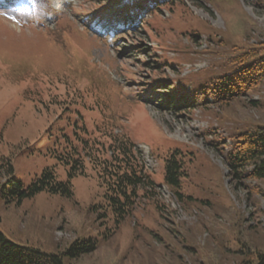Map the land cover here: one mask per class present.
I'll use <instances>...</instances> for the list:
<instances>
[{"label":"rangeland","instance_id":"rangeland-1","mask_svg":"<svg viewBox=\"0 0 264 264\" xmlns=\"http://www.w3.org/2000/svg\"><path fill=\"white\" fill-rule=\"evenodd\" d=\"M92 1L38 0L43 9L36 21L0 9V155L12 157L13 176L25 184L54 167L74 192L68 197L43 190L22 202L9 201L0 176V231L17 244L46 252L63 251L76 239H99L92 253L66 258L71 264L255 259V250L264 253V178L238 183L229 176L225 153L239 134L264 126V79L221 105L202 102L200 96L180 108L166 107L151 91L143 95L144 82L158 77L166 88L184 91L180 99L193 96L221 71L224 59L246 54L247 64L264 55V0H186L173 11L165 7L159 16L146 15L149 22L125 36L123 47L101 39L85 13L76 16L85 9L93 14ZM58 75L76 78L71 90L88 87L86 102L81 97L51 102V91L61 90L46 85ZM104 117L117 122V132L131 136L156 184L150 196L139 190L138 204L118 227L92 164L87 163L86 174L70 178L62 156L67 137L79 143L75 132H82L83 120L91 129ZM176 151L182 196L165 180L166 159Z\"/></svg>","mask_w":264,"mask_h":264},{"label":"trees","instance_id":"trees-1","mask_svg":"<svg viewBox=\"0 0 264 264\" xmlns=\"http://www.w3.org/2000/svg\"><path fill=\"white\" fill-rule=\"evenodd\" d=\"M33 1L36 3L35 14L30 9L28 0H0V9L16 10L26 14L32 21H36L40 8L43 9V7L38 5V0ZM185 1L107 0V4H103L105 0L103 2L93 0L92 3L96 9L93 14H90L92 11L86 9L84 12L75 13L76 16H83L85 13L84 18L89 17L87 22L90 29L100 31L101 35L104 33L103 30L108 27L106 33L111 34L115 43H121L119 47H123L122 39L125 36L132 34L135 27H143L149 22L146 15L159 16V11L165 7L173 11L179 3H185ZM100 38L102 39V37ZM134 46H137L136 53L142 56L143 49L139 48L137 43H134ZM245 55L243 54L241 58L224 59V64H221L220 67L221 71L205 79L193 96L187 94L180 99L178 96L180 92L184 94V91L173 89L171 86L166 88L164 83H160L161 79L159 80L158 77L155 83L154 81L148 82V80L144 82L146 86L143 96L149 95L151 91V97L160 98L157 100V104L166 107L173 104L174 108H180L187 104L183 102H197L200 96H202V102L205 103L221 105L232 102L247 94L264 79V55L247 64L244 63L247 58ZM43 78L44 81L48 79L46 72L43 73ZM162 80L166 82L167 79ZM75 81L77 80L74 76L69 78L65 75H58L57 79H50L46 85L48 90L54 88L61 90L60 92L51 91L53 97L51 102H79L78 97H81L82 102H86L89 88L78 90L74 86L71 90ZM77 84L84 85V83ZM155 84L161 86L155 88ZM180 102L181 105L178 106ZM117 125L114 119L104 117L90 129L83 120L82 125L78 126L82 132H75L79 143L67 137L69 145L65 146L67 150L62 155L64 163L70 165L67 168L70 178L78 174H86L87 163L92 164L99 181L105 187L106 205L109 206L115 217L116 227L138 204L139 190L143 188L145 195L150 196L152 188L156 186L142 163L136 143L127 132H117ZM225 162L229 168V176L238 183L246 177L263 179L264 126L249 129L235 137L232 147L225 153ZM250 166L252 168L248 170ZM13 172L12 157L0 155V176L4 178L2 189L3 192H8L5 194L8 195L9 201L22 202L24 198L33 197L43 190L73 197L72 182L59 179L54 167H46L29 184L15 178ZM182 177V163L177 158L176 151L166 159L165 180L180 196H182L180 191ZM108 236L109 234L106 233L104 238ZM99 245L98 238L89 237L76 239L63 251L46 252L36 247L17 244L0 231V264H71L66 258L77 259L82 255L92 253ZM254 253L255 259L244 264H264V253H258L256 250Z\"/></svg>","mask_w":264,"mask_h":264}]
</instances>
